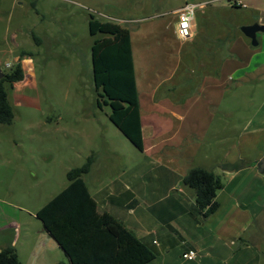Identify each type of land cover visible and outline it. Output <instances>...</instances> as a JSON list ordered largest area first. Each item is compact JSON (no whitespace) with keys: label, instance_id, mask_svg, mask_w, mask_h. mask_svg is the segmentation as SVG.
Masks as SVG:
<instances>
[{"label":"rangeland","instance_id":"1","mask_svg":"<svg viewBox=\"0 0 264 264\" xmlns=\"http://www.w3.org/2000/svg\"><path fill=\"white\" fill-rule=\"evenodd\" d=\"M185 4L203 7L195 12L193 38L183 54H204L206 44L232 27L240 35L237 27L264 25V11L232 8L227 0H0V71L17 63L25 70V80L9 90L13 121L0 126V207L18 223L6 236L23 264L67 263L35 214L68 186L69 170L92 153L95 165L114 178L127 177L142 163L141 153L109 121L110 108L96 104L88 16L130 32L143 92L146 79L161 82L169 74L164 54L186 43L172 25V12ZM257 38L264 43V33ZM249 98L247 110L254 112L257 98ZM84 181L94 194L90 175ZM139 215L146 224L157 218L153 211Z\"/></svg>","mask_w":264,"mask_h":264},{"label":"crops","instance_id":"2","mask_svg":"<svg viewBox=\"0 0 264 264\" xmlns=\"http://www.w3.org/2000/svg\"><path fill=\"white\" fill-rule=\"evenodd\" d=\"M243 2L264 11V0ZM257 41L253 47L232 27L206 44L204 54H183L189 42L180 44L164 54L169 74L161 82L146 79L143 92L132 49L142 163L115 178L94 163L87 174L94 194L83 181L98 212L121 221L154 254L149 264H264V173L258 170L264 157V43ZM249 97L257 98L254 112L247 110ZM193 168L212 171L222 183L217 211L207 218L196 208L193 190L182 185ZM139 211L157 218L146 224ZM5 212L0 207V251L14 248L6 232L18 225ZM189 250L197 258L182 260Z\"/></svg>","mask_w":264,"mask_h":264},{"label":"trees","instance_id":"3","mask_svg":"<svg viewBox=\"0 0 264 264\" xmlns=\"http://www.w3.org/2000/svg\"><path fill=\"white\" fill-rule=\"evenodd\" d=\"M88 19L89 35L95 38L90 54L96 104L110 108L109 121L141 152L143 141L130 32L92 15ZM1 73L0 126L12 123L9 90L24 79L20 63ZM93 164L94 156L90 155L82 166L69 170L68 186L39 209L35 218L67 258V263L62 264H149L155 256L136 235L110 214L98 212L83 181ZM182 185L193 190L200 215L207 218L216 213L215 197L222 183L212 171L190 169L182 178ZM0 264L22 263L16 250L9 246L0 251Z\"/></svg>","mask_w":264,"mask_h":264},{"label":"built area","instance_id":"4","mask_svg":"<svg viewBox=\"0 0 264 264\" xmlns=\"http://www.w3.org/2000/svg\"><path fill=\"white\" fill-rule=\"evenodd\" d=\"M227 1L231 7L234 6L243 9L247 8L243 0H227ZM202 7L203 5L185 4L184 6L180 7L173 13L177 19L175 34L179 41L186 42L192 38L195 12L197 9ZM6 68H10V65L7 64ZM181 258L184 261H194L197 258V252L194 250H189L187 252L182 253Z\"/></svg>","mask_w":264,"mask_h":264},{"label":"water","instance_id":"5","mask_svg":"<svg viewBox=\"0 0 264 264\" xmlns=\"http://www.w3.org/2000/svg\"><path fill=\"white\" fill-rule=\"evenodd\" d=\"M240 32L242 35L250 41V44L253 47L258 45L257 35L259 33H264V25H260L259 23H254L248 26H242L240 28ZM3 77V74L0 71V79ZM258 170L261 173H264V157L258 163Z\"/></svg>","mask_w":264,"mask_h":264}]
</instances>
